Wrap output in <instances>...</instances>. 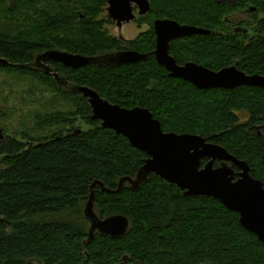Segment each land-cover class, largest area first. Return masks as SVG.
I'll use <instances>...</instances> for the list:
<instances>
[{"label": "trees", "instance_id": "16d2710c", "mask_svg": "<svg viewBox=\"0 0 264 264\" xmlns=\"http://www.w3.org/2000/svg\"><path fill=\"white\" fill-rule=\"evenodd\" d=\"M149 2L150 11L142 19L151 28L124 40L110 35L99 18L106 0H0V58L8 61L0 69L68 97L72 109L50 111L42 123L81 117L90 125L29 145L11 137L1 142L0 264H120L125 255L137 264H264V243L241 226L236 212L211 197H185L154 174L137 189L125 184L117 194L95 187L97 216L120 214L130 224L121 237L95 232L84 243L88 232L83 209L91 185L101 181L116 189L122 177L135 176L146 155L90 120L87 100L65 89L54 74L71 85L94 89L112 104L147 108L165 132L197 134L224 147L247 162L251 176L264 186V136L251 129L264 125V89L199 90L169 77L153 52V22L174 20L211 31L172 41L169 53L178 64L195 62L213 71L236 66L264 76V17L254 20L260 33L249 39L226 20L248 5L257 8L252 14H264V0ZM50 49L93 57L130 49L147 57L76 70L49 62L53 74H46L35 64Z\"/></svg>", "mask_w": 264, "mask_h": 264}, {"label": "water", "instance_id": "95a60500", "mask_svg": "<svg viewBox=\"0 0 264 264\" xmlns=\"http://www.w3.org/2000/svg\"><path fill=\"white\" fill-rule=\"evenodd\" d=\"M106 3L108 17L119 28L124 23L134 21L137 15H146L151 8L149 0H106ZM134 6L137 15L134 13ZM255 10L256 7L250 5L247 12L252 13ZM153 31L155 59L165 68L169 77L189 82L199 90H233L239 87L264 89L263 75L246 74L236 66L213 71L195 62L180 65L170 55L172 41L193 35H209L211 31L169 19H156L153 22ZM146 57L147 54L130 49L96 57L50 49L38 55L35 66L49 73V62L76 70L91 64H132ZM0 64H8V61L0 58ZM54 78L62 86L87 100L91 108L90 120L99 121L102 129L123 136L134 149L146 155L135 176L122 177L116 189L105 187L101 181H95L91 185L84 209V218L90 222L88 237L84 243L93 238L95 231L115 238L121 237L126 234L130 224L128 218L120 214L105 218L97 216L94 211L95 187L112 194L119 193L125 184L135 190L151 174L176 185L185 197L206 196L218 200L226 209L236 212L241 226L264 243V186L262 181L251 176L247 162L200 135L165 132L160 121L147 108H124L110 103L90 87L71 85L58 74H54ZM254 129L260 135L264 125ZM203 159L207 160L204 164ZM215 163H219L218 166ZM128 259L127 255L123 256V261L127 262Z\"/></svg>", "mask_w": 264, "mask_h": 264}, {"label": "rangeland", "instance_id": "374dc122", "mask_svg": "<svg viewBox=\"0 0 264 264\" xmlns=\"http://www.w3.org/2000/svg\"><path fill=\"white\" fill-rule=\"evenodd\" d=\"M106 8L107 3L99 18L104 21L105 30L112 36L132 40L140 32L151 28V24L142 19L143 16L137 15L136 8H134L136 19L118 28L115 22L108 17ZM263 17L262 12L250 15V18L255 21ZM67 98L66 95H57L51 91L49 86L40 84L30 77L19 79L6 70L0 69V130L2 134L0 144L5 136L16 138L21 142L29 141L32 144L35 141L49 138L59 131L89 129L90 125L81 117H76L63 124L42 123L50 111L62 113L72 109Z\"/></svg>", "mask_w": 264, "mask_h": 264}, {"label": "flooded vegetation", "instance_id": "af4514ba", "mask_svg": "<svg viewBox=\"0 0 264 264\" xmlns=\"http://www.w3.org/2000/svg\"><path fill=\"white\" fill-rule=\"evenodd\" d=\"M249 6L250 5H248L245 9L240 10L239 12H237L236 14H234V17H233L234 19H226L228 21V23L231 25V28H232V30L235 33L241 34L242 36L247 37L248 39L249 38H252L253 36H257L260 33V31L257 29V22H254V19L252 20V18H250V15L252 13L256 12V10L254 12H252V13H248L247 12V9L249 8ZM134 8H136V7L134 6ZM47 66L50 68V72L49 73H46V74H53L52 69H51L49 63H47ZM38 68H40V69H42L44 71L43 68H41V67H38ZM65 89H67V88H65ZM251 129L254 132H256V130L254 128L251 127ZM259 136H264V129L261 131V134ZM5 137H7V136H5ZM5 137L3 138V141H4ZM37 142H39V141H37ZM25 143L27 145L30 144L29 141H25ZM86 203H85V206H86ZM85 206H84V209H85ZM84 209H83V214H84ZM94 211H95V209H94ZM86 222H87V232H88V229L90 227V222L87 221V220H86ZM95 232H98V231H95ZM102 235H104V234H102ZM84 264H85V262H84ZM120 264H137V263L131 262V257H129V259H128L127 262L123 261V258L121 257Z\"/></svg>", "mask_w": 264, "mask_h": 264}]
</instances>
